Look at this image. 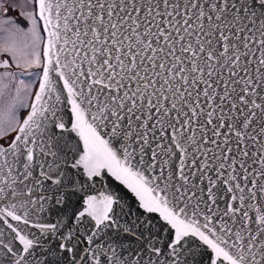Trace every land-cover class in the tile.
<instances>
[{
	"label": "snow or ice",
	"instance_id": "1",
	"mask_svg": "<svg viewBox=\"0 0 264 264\" xmlns=\"http://www.w3.org/2000/svg\"><path fill=\"white\" fill-rule=\"evenodd\" d=\"M29 5L0 3L33 78L0 75V264H264V0Z\"/></svg>",
	"mask_w": 264,
	"mask_h": 264
},
{
	"label": "flooded vegetation",
	"instance_id": "2",
	"mask_svg": "<svg viewBox=\"0 0 264 264\" xmlns=\"http://www.w3.org/2000/svg\"><path fill=\"white\" fill-rule=\"evenodd\" d=\"M26 0H0V3H2L4 5V7L8 8V16L7 18L10 19H14L17 21V23L21 26L24 27L25 29H27V21L23 20L18 13L22 10L24 11H28L30 10V5L27 8H23L22 6L25 4ZM4 9L0 8V19H4ZM43 35V33H42ZM8 40V33L0 31V61L3 60H8L10 67L8 69H3L0 68V75L4 74L5 72H9V73H14L18 78L22 77L23 79H25L26 83H32L33 82V78L29 77L27 75V72H25V70L21 67L18 68L15 64V62L12 60V57L3 51V47L5 46V44L7 43ZM41 47L40 46V51H41ZM29 71H32L33 73H38L40 72L39 68H31L29 69ZM37 85V82L33 85V92L35 91V87ZM14 94V93H13ZM8 99V95L6 93L5 95V101H7ZM27 103H30L29 101H26ZM4 107L3 103H0V108ZM18 111L20 112V117L21 119L23 118V116L26 114V112L28 111L27 108L24 107H19L18 106ZM14 135V133L12 134ZM4 141H0V143H3Z\"/></svg>",
	"mask_w": 264,
	"mask_h": 264
},
{
	"label": "water",
	"instance_id": "3",
	"mask_svg": "<svg viewBox=\"0 0 264 264\" xmlns=\"http://www.w3.org/2000/svg\"><path fill=\"white\" fill-rule=\"evenodd\" d=\"M44 35V34H43ZM178 47V46H177ZM42 48H43V45L41 47V53H42ZM42 71V69H40V72ZM37 87H38V81H37V85H36V89L35 91L37 90ZM31 102V101H30ZM28 110V109H27ZM27 114V112H26ZM26 114L23 116V118L26 116ZM22 118V119H23ZM110 182L108 179H104L103 181H97L96 183V188L94 189V194L98 191H112V192H116L117 191V185H118V182H115V181H112L111 182V185L109 186ZM120 188L122 189L123 186H120ZM120 195L124 196L126 202L128 204H133L134 202V197H132V194L131 193H128L127 192V189H123L122 192L119 193ZM126 194V195H125ZM51 219L55 220V217H51Z\"/></svg>",
	"mask_w": 264,
	"mask_h": 264
},
{
	"label": "rangeland",
	"instance_id": "4",
	"mask_svg": "<svg viewBox=\"0 0 264 264\" xmlns=\"http://www.w3.org/2000/svg\"><path fill=\"white\" fill-rule=\"evenodd\" d=\"M21 99L23 100V95L21 96ZM17 114L20 115V112L17 109Z\"/></svg>",
	"mask_w": 264,
	"mask_h": 264
}]
</instances>
